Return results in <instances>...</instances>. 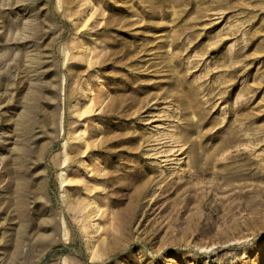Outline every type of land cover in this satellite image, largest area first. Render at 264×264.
I'll list each match as a JSON object with an SVG mask.
<instances>
[{
	"label": "rangeland",
	"instance_id": "374dc122",
	"mask_svg": "<svg viewBox=\"0 0 264 264\" xmlns=\"http://www.w3.org/2000/svg\"><path fill=\"white\" fill-rule=\"evenodd\" d=\"M0 264H264V0H0Z\"/></svg>",
	"mask_w": 264,
	"mask_h": 264
}]
</instances>
